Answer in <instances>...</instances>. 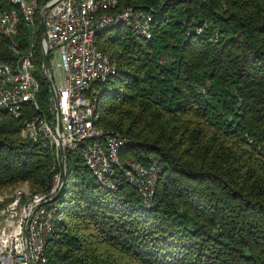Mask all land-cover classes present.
Here are the masks:
<instances>
[{
	"label": "trees",
	"instance_id": "obj_1",
	"mask_svg": "<svg viewBox=\"0 0 264 264\" xmlns=\"http://www.w3.org/2000/svg\"><path fill=\"white\" fill-rule=\"evenodd\" d=\"M123 5L152 9L151 37L124 25L97 33L116 71L91 87L98 125L128 139L120 156L159 157L151 205L124 181L99 186L80 150H65L44 264H264V0ZM38 20L32 35L18 22L14 38L22 51L33 42L36 100L47 113ZM14 58L1 39L0 61ZM22 108L18 118L0 109V187L27 181L45 191L54 152L21 137L34 113Z\"/></svg>",
	"mask_w": 264,
	"mask_h": 264
},
{
	"label": "built area",
	"instance_id": "obj_2",
	"mask_svg": "<svg viewBox=\"0 0 264 264\" xmlns=\"http://www.w3.org/2000/svg\"><path fill=\"white\" fill-rule=\"evenodd\" d=\"M119 0H0V40L15 56L0 61V109L19 117L24 103L34 113L22 120L23 138H43L52 147L57 165L45 191L29 192L27 185L15 187L10 196L0 195V264H44V245L58 219L54 200L65 173L64 151L80 150L84 165L97 184L116 190L122 181L130 184L149 207L162 168L153 153L145 160L120 156L128 139L98 125L99 111L91 83L104 80L116 71L114 62L94 43L97 33L124 25L138 36L151 37L152 9L134 5L118 7ZM45 39L51 90L45 113L39 109V84L33 75V42L22 51L14 35L18 22L34 33V17L43 7ZM39 25V20H38ZM197 32L201 27L195 28ZM216 38L213 37V40ZM56 109L60 131L56 124ZM63 149V157H61ZM8 197V198H7Z\"/></svg>",
	"mask_w": 264,
	"mask_h": 264
},
{
	"label": "water",
	"instance_id": "obj_3",
	"mask_svg": "<svg viewBox=\"0 0 264 264\" xmlns=\"http://www.w3.org/2000/svg\"><path fill=\"white\" fill-rule=\"evenodd\" d=\"M46 6L43 7L40 11V17H39V34H40V39L44 40L45 39V36H44V28H43V18H42V14L43 12L46 10ZM41 71H42V74L44 76V78L46 79L47 83H48V87L50 88L51 90V94H52V97H53V103H54V106L56 108V99L54 97V91H53V87H52V84H51V81L49 79V74H48V63H47V52H46V49H43L41 51ZM59 117H58V112H57V109H56V124H57V129L58 131H60V125H59ZM61 157H63V149H61ZM65 173H63L60 177V184H59V187L57 189V192L55 194V197L58 195V193L60 192L62 186H63V183H64V179H65ZM31 264V263H29Z\"/></svg>",
	"mask_w": 264,
	"mask_h": 264
},
{
	"label": "rangeland",
	"instance_id": "obj_4",
	"mask_svg": "<svg viewBox=\"0 0 264 264\" xmlns=\"http://www.w3.org/2000/svg\"><path fill=\"white\" fill-rule=\"evenodd\" d=\"M93 87H91V89H90V91L91 92H93ZM120 134H122V133H120ZM27 185V190L29 191V192H31L30 191V189H29V184H28V182L27 181H21V182H18V183H16V184H14V185H12V186H2V187H0V195L1 194H3V195H8V196H10V194H11V192H12V190L15 188V187H17V186H21V185ZM8 198V197H7Z\"/></svg>",
	"mask_w": 264,
	"mask_h": 264
}]
</instances>
